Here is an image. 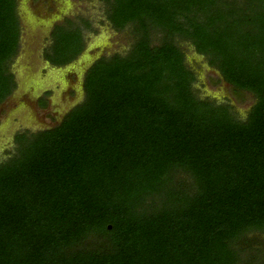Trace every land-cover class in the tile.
Segmentation results:
<instances>
[{
	"label": "trees",
	"instance_id": "1",
	"mask_svg": "<svg viewBox=\"0 0 264 264\" xmlns=\"http://www.w3.org/2000/svg\"><path fill=\"white\" fill-rule=\"evenodd\" d=\"M102 1L131 46L94 61L59 123L15 133L0 264H264V0ZM18 2L0 0V105L18 86ZM78 19L54 27L52 65L96 33ZM183 42L252 95L245 117L199 95Z\"/></svg>",
	"mask_w": 264,
	"mask_h": 264
},
{
	"label": "rangeland",
	"instance_id": "2",
	"mask_svg": "<svg viewBox=\"0 0 264 264\" xmlns=\"http://www.w3.org/2000/svg\"><path fill=\"white\" fill-rule=\"evenodd\" d=\"M56 1L58 7L55 11L50 10L51 12L49 8L45 9V0L18 2L22 23L21 47L11 66L18 87L10 99L19 101L21 106L13 108L12 101L0 105V162L9 157V152L14 149L16 132L52 127L84 99V75L96 59L117 52L125 54L131 46L133 38L130 33L127 30L116 31L107 21L102 0ZM65 15L77 21L79 17L87 18L97 31L94 33L85 30L84 51L67 66L56 67L44 60L43 52L45 46L52 43L50 37L48 38L49 27L53 25L54 20H62ZM181 45L185 50L188 65L197 74L195 87L199 95L219 101L229 98L240 115L245 117L254 103L252 95H235L225 81L218 84L220 72L211 67L205 57L198 54L189 42H183ZM43 94L49 96L48 105L44 109L39 105V97Z\"/></svg>",
	"mask_w": 264,
	"mask_h": 264
},
{
	"label": "flooded vegetation",
	"instance_id": "3",
	"mask_svg": "<svg viewBox=\"0 0 264 264\" xmlns=\"http://www.w3.org/2000/svg\"><path fill=\"white\" fill-rule=\"evenodd\" d=\"M54 2V5L52 6V0H45V5H46V8L45 9H48L49 11L50 10H53L54 9V11H55V9L58 7V2L56 1V0H54L53 1ZM56 3V4H55ZM48 11V13H50ZM67 18H71V16H68V15H65L64 16V18L62 19V20H54L55 22H53V25H51L49 28H50V30H49V33H48V38L50 37V39L52 40V31H53V29H54V27L56 26V25H59V24H62V23H64L65 22V20L67 19ZM72 19V18H71ZM74 19V18H73ZM21 36H22V31H21ZM50 44L51 43H48L46 46H45V48H44V52H45V50L50 46ZM44 52H43V57H44V60L46 61V62H48L50 65H52L47 59H45V56H44ZM20 53V52H19ZM19 55V54H18ZM100 58V57H99ZM97 60V59H96ZM70 64V63H69ZM53 66H55V65H53ZM63 66H67V64L66 65H63ZM56 67H61V66H56ZM71 73H73V71H71ZM75 73V72H74ZM75 74H77V71H76V73ZM18 87V86H17ZM15 92V91H14ZM14 92L12 93V95L14 94ZM12 95L11 96H9L8 97V99L5 101L7 104H9L10 103V101H12V103L14 104V107L13 108H17V107H20L21 106V104H19V101H15V100H13V99H10L11 97H12ZM49 96H50V94H49ZM49 96H45V94H43V95H41V97H39V105L41 106V108H46V107H43L42 106V104H41V99L42 98H45V99H47ZM226 97V96H225ZM4 102V103H5ZM21 103V102H20ZM3 104V103H2ZM1 104V105H2Z\"/></svg>",
	"mask_w": 264,
	"mask_h": 264
},
{
	"label": "water",
	"instance_id": "4",
	"mask_svg": "<svg viewBox=\"0 0 264 264\" xmlns=\"http://www.w3.org/2000/svg\"><path fill=\"white\" fill-rule=\"evenodd\" d=\"M93 63H94V62H93ZM93 63H92V64H93Z\"/></svg>",
	"mask_w": 264,
	"mask_h": 264
}]
</instances>
